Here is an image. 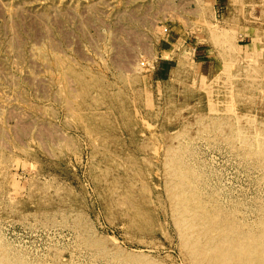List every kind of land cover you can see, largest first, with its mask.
I'll use <instances>...</instances> for the list:
<instances>
[{"label": "rangeland", "instance_id": "1", "mask_svg": "<svg viewBox=\"0 0 264 264\" xmlns=\"http://www.w3.org/2000/svg\"><path fill=\"white\" fill-rule=\"evenodd\" d=\"M227 20L264 0H0V264H264V87L199 42Z\"/></svg>", "mask_w": 264, "mask_h": 264}, {"label": "crops", "instance_id": "2", "mask_svg": "<svg viewBox=\"0 0 264 264\" xmlns=\"http://www.w3.org/2000/svg\"><path fill=\"white\" fill-rule=\"evenodd\" d=\"M232 6H229V9H231ZM246 21H249V19H246ZM240 20H237V22H234V20H227V24L229 25L230 30L232 31L233 27V33L236 34V28L239 32L238 39L235 40V43L231 40V45H228V38L229 33H227V30L225 29L223 35L218 33V37L215 38L214 44L209 41L208 39L205 41L203 39H200L199 35L197 36L199 42H203L206 45V49H204L205 54H207L210 58H220L218 61H214V65H217L221 62L223 65V58L228 59L230 55L232 56V53L235 55H239L241 57V60L243 63L247 65V67H255L260 74L261 80L260 83L264 87V27L261 26L260 23L253 24H245L239 23ZM179 27H184V25L178 24ZM180 40V37L177 38V40ZM189 38H185L184 41L188 40ZM191 39V38H190ZM230 39V38H229ZM213 42V41H212Z\"/></svg>", "mask_w": 264, "mask_h": 264}]
</instances>
